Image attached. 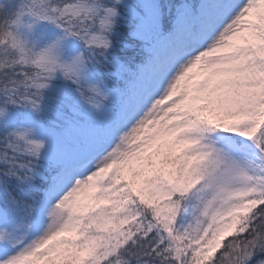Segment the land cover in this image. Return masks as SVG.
<instances>
[{"label": "snow or ice", "instance_id": "1", "mask_svg": "<svg viewBox=\"0 0 264 264\" xmlns=\"http://www.w3.org/2000/svg\"><path fill=\"white\" fill-rule=\"evenodd\" d=\"M0 264H264V0H0Z\"/></svg>", "mask_w": 264, "mask_h": 264}]
</instances>
